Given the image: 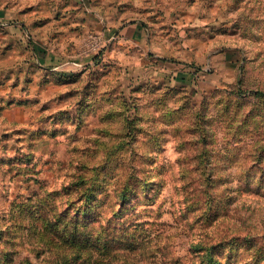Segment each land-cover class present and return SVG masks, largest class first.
I'll use <instances>...</instances> for the list:
<instances>
[{"label":"rangeland","instance_id":"obj_1","mask_svg":"<svg viewBox=\"0 0 264 264\" xmlns=\"http://www.w3.org/2000/svg\"><path fill=\"white\" fill-rule=\"evenodd\" d=\"M245 89L264 91V0H0V264H75L36 211L78 216L107 264H264V182L242 174L264 96Z\"/></svg>","mask_w":264,"mask_h":264},{"label":"trees","instance_id":"obj_2","mask_svg":"<svg viewBox=\"0 0 264 264\" xmlns=\"http://www.w3.org/2000/svg\"><path fill=\"white\" fill-rule=\"evenodd\" d=\"M177 77V74H171L170 80H175ZM241 89H238V91ZM247 91H250L254 95H262L264 96V91H251V89H245ZM245 90L238 93V94H245ZM201 113H198L197 118L200 119ZM200 129V138L199 142L206 143L207 141V134L204 130V125H199ZM209 132V131H207ZM200 163L202 164L203 171L201 170L200 175L194 177L195 180L199 178L200 185L197 186L196 189H199V193L201 195L207 196L205 199V202L208 205L212 202L209 198L211 192V188L213 186V183L211 180L213 179V175H211V160H210V154L206 153L205 149H200L199 154L196 155ZM253 157V153L246 152V154H243V158H249ZM264 155L258 150L256 153V157L254 156V160H251V163L249 164L248 169L242 170L243 177L245 180L247 178H253L249 179L253 180L252 182H256L257 186L262 187V183L264 182ZM256 158V159H255ZM253 169V171L251 170ZM185 170H182V173L184 175ZM198 174V173H197ZM134 174L130 173L128 175V180L133 178L136 180H140L136 178ZM81 179L78 181V184L80 187V191L78 194L79 199H86L90 198L92 195H95L97 193L96 185H94L97 181H95L93 178L88 179L85 177H80ZM129 181H126L125 185L121 187V189L118 191L117 196L119 199H124L126 197V193L128 190H131ZM198 195V193H197ZM93 197V196H92ZM91 197V198H92ZM202 197V198H203ZM41 211H36V218L38 221H36L34 224L37 231L39 229H42L39 233L41 234L42 238H46V244L52 245L53 242H56L55 245L57 247L62 248L63 250L69 251L68 253L64 252L62 257L64 260H71L75 264H107L106 258L110 255L113 249L112 246L103 239H100V237L92 236L91 231L87 229V224L83 222V220L79 219L78 216H69V213L67 211L60 212L57 217H54V219H47L45 215L42 213V218L38 217V214ZM206 217V216H205ZM209 217H206L208 219ZM35 219V218H34ZM36 232V230H35ZM1 234V233H0ZM242 235L239 237H236L242 241L248 242V248H251L254 246L255 237L251 233H241ZM46 236V237H45ZM199 247L203 249L205 248L204 257L208 260H213V253L211 249L214 247L213 244L211 245H204L201 246L199 244ZM257 251H261V246L259 244L256 245ZM6 264H8V259L5 261ZM4 262V263H5ZM225 264H228L227 262Z\"/></svg>","mask_w":264,"mask_h":264},{"label":"crops","instance_id":"obj_3","mask_svg":"<svg viewBox=\"0 0 264 264\" xmlns=\"http://www.w3.org/2000/svg\"><path fill=\"white\" fill-rule=\"evenodd\" d=\"M134 29H135V26H124V27H122L120 29L119 34L122 35V36H124V37H127L128 34L130 33V31H132ZM140 32L143 34L144 33V30H140Z\"/></svg>","mask_w":264,"mask_h":264}]
</instances>
